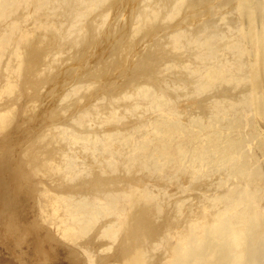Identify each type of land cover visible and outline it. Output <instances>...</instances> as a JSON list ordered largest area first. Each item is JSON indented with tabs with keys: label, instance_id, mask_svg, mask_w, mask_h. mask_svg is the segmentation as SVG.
Returning a JSON list of instances; mask_svg holds the SVG:
<instances>
[{
	"label": "bare ground",
	"instance_id": "6f19581e",
	"mask_svg": "<svg viewBox=\"0 0 264 264\" xmlns=\"http://www.w3.org/2000/svg\"><path fill=\"white\" fill-rule=\"evenodd\" d=\"M103 1L44 0L25 12L58 15L72 27L67 44L75 50L64 66L44 63L67 38L58 20L28 49H8V27L22 26L17 9L0 4V19L11 16L0 29V61L8 56L0 65V133L8 130L0 136L18 128L9 130L20 105L41 108V85L57 81L71 99L88 91L68 116L38 110V126L29 119L2 148L0 264H264V0H160L164 8L138 10L131 30L123 26L113 40L99 18L124 0H106L94 22L86 19ZM162 29L175 30L169 49L165 40L145 44ZM111 45L118 66L101 58ZM168 62L171 80L158 70ZM76 64L95 68L72 88ZM176 97L203 115L179 118ZM119 106L136 117L121 122ZM145 112L156 117L141 121Z\"/></svg>",
	"mask_w": 264,
	"mask_h": 264
},
{
	"label": "rangeland",
	"instance_id": "374dc122",
	"mask_svg": "<svg viewBox=\"0 0 264 264\" xmlns=\"http://www.w3.org/2000/svg\"><path fill=\"white\" fill-rule=\"evenodd\" d=\"M128 1H130V2H128ZM140 1L139 0L138 1L137 0H126V1L124 0V2L121 4V6L119 5L117 7L116 11H114V12L112 11L111 12V11L108 10L107 13L104 16L101 17V19L99 18V21L101 22L99 30L100 31H109L110 35H111L110 39L113 40V38H115L119 34V32L121 31L123 26H126L127 28H129L131 30V28L133 27L132 26L133 22H135L137 20V11L138 10H141V9H144V8L148 9V7L152 9L153 5H154V7H156L157 5H159V6L163 5L162 2H160V0H158V2H156V3H155V0H148V1L147 0L146 1L145 0H140ZM3 2H4V6L6 5L5 3H7V5L11 6V9H12V7H15L17 9V16L18 17H17L16 24L22 26V27H15L14 29H12V28L10 29L8 27V29L12 31L11 34H9V35H7L5 37L6 40H5L4 43H8V42L10 43V46L8 47V49H12L14 46H19L21 51L23 49H28L29 48L28 44L33 42V40L35 39V36L40 34V33H44L43 32V27L49 28L51 19H56L59 22L58 23V27H57L58 31H62V33H67V34L64 35V36H67V38L61 39V43L63 44V46H62V48L59 49L60 50L59 52H57L55 55H53L54 51H52V52H49L45 56L44 63L48 62L51 58L54 61V64H56L57 66H64L65 64L69 65L72 62L70 59H68V57H69L70 54L73 53V51L75 50V47L67 44V42L71 38H73L75 36V34H76L75 32H73L72 27L67 26L66 21L63 20V18L61 20V18L58 15H53V16H50V17L49 16H44L42 14L41 10H35L34 11V9H33L32 13H30V15H28V16L25 15V12L28 9L34 8L36 5L38 6V3L39 2L42 3V2H44V0H30L28 5H26L25 0H17L16 1L17 3L16 2L15 3H11L9 0H0V4L3 3ZM147 2H149V3L147 4ZM153 2H154V4H153ZM137 3H138V5H137ZM140 3L142 5H140ZM149 5L150 6L152 5V6L150 7ZM165 5H166V3H165ZM4 6H3V8H4ZM103 6H106V0L103 1L101 3V5L99 7H97L94 11L90 12L86 16V19L88 20L89 18H91L92 16L95 15V17H94V19L92 21V22H94L95 19H97V16H96V14L98 13L97 10L100 9L101 7H103ZM160 8L161 9L164 8V5L162 7H160ZM62 10L63 9H61V11ZM55 11H56V9L52 10V12H55ZM126 15H127V17H126ZM134 16H135V18H134ZM182 18H186V17L183 16ZM38 20H42V21L37 23ZM186 20H187V18H186ZM10 21H11V16H7L6 20L0 19V29L4 28L6 24H9ZM181 21H182V19H181ZM220 21H221V23L219 22V20L217 21L218 25L223 27V21L222 20H220ZM18 22H20V23H18ZM119 23H122V24L119 26ZM157 23H159V21ZM183 26H185V28H186V25H183ZM10 27H12V26H10ZM188 28H192V27L190 26ZM174 31L175 30H172L171 32L173 33ZM171 32L169 30H167V29H162V31H160V32L158 31V36H152V37L150 36L149 37L150 39H148L145 44H147L148 42H149V44L153 43V46H152V48H153L155 45L159 46L158 44L165 40V42H163V45H164V47L166 49H169V45L166 44V41H167V39L170 38L169 34ZM23 33H28V37L29 38L28 39L20 38V35L23 34ZM91 33H92L93 38H96L95 35L93 34V30L92 29H91ZM167 33H169V34H167ZM143 38L145 40V36ZM143 38H142L141 41H144ZM154 39H157V40L159 39V40L158 41L157 40L154 41ZM156 43H158V44H156ZM145 44H143V46H146ZM149 44H147V45H149ZM24 45L26 47H24ZM110 50L112 51L111 54H110ZM102 53L103 54H102L101 58L103 60L105 59V61L107 62L108 60L112 59L115 65H117V66L119 65L118 62H117L118 61L117 60V49H114L112 47V45L111 46H107L105 51L102 52ZM159 56H160V53H159ZM6 57L8 58V56L5 55L1 59L0 65H3V61L6 60ZM12 59H13V57H12ZM63 60H65V61H63ZM90 63H93V62H90ZM169 64H170V62L162 64L160 66L161 68H158V70H162L163 73H167L168 72L169 80H171L174 77V75L171 73V72L174 71V69H172L169 66ZM113 67H116V66H113ZM73 68H76L77 72H75V70L72 71L74 73V75H76V77L74 76V78L76 80L73 79L72 84H71L72 88L78 87L79 84L82 82V78H85L87 75H90L91 73H93L95 67H93L92 70H90V71H82L79 68V66L76 64V65L72 66V69ZM104 71L105 70H104L103 67H101L100 70H99L100 73L104 72ZM29 73L30 72H27V74H29ZM51 73H54V71H52ZM68 74H65V75L69 76ZM66 76L64 77L65 79H66ZM77 76H79V77H77ZM77 78L78 79L80 78L81 81L79 80V82H78ZM55 84H57V81H55V82L50 81L47 84L41 85L42 87L39 89V91H38V93L36 95V98H35V100H37V104H41L42 103V105H40V107H41L40 109H38L36 107L37 109L35 108L32 111H26L24 109L25 108L24 107L25 104H23L24 100L21 101V103L23 105H20L19 107H20V110L22 112L18 111V110L15 112V115H16V117H18V120L10 123L9 130L12 127L16 126V125H18V128L15 129V131L12 134H9V135L6 134L7 135L6 136L7 137L6 140H5V138L3 136H0V159H1L0 160V167H3L6 164V160H5L6 158L5 157L7 155L6 153L2 152V148L4 146L11 145V143H12L11 139H12L13 134H15L16 132L21 130L26 125V122H28L29 119H31V123L34 122L33 125L38 126V125H36L38 123H35L36 120L34 121L35 118L33 117V116H37L40 113L38 110H41V113H42L41 116H44V117L45 116H54L55 113H58L61 116L62 115L63 116H68V115L71 114V112H70L71 110H73V112H72V114H73L77 109H79V108H77L78 104H80V105H81V103L83 104V102H81L83 100H81L79 102H75V101L76 100H80L84 95H86L88 93V91H84V90L82 91L81 90V92L78 95H76V96L74 95L72 97V99H71V96L69 94L64 98V94H65L64 90L63 89L59 90V85L56 86ZM96 84H97V82H96ZM167 89H171V87L168 86ZM58 90L60 92H58ZM60 93H63V94H60ZM129 101H132V97L130 98ZM91 103L93 105H96V104H102V103H104V101L102 99H95V101L93 100V102L91 101ZM175 106H176V111H180V112H177V114L182 112L181 114H178L179 118H182V119H186V118L191 117V116H197L198 114H199V116L203 115V114H200L202 112L201 111L202 108L198 107V105L196 103H193V102L191 103V102L184 101L183 97H180V98L176 97L175 98ZM61 107H64V108H61ZM122 108H121V106L118 107L119 111H121V112L123 111L122 112L123 116H121V117H123L124 119L120 117V119H122L121 122L129 123L130 119L132 118L131 116L136 117L135 115L130 114L129 110L127 108L124 107L123 110H122ZM187 109H188V111H187ZM24 110H25V112H24ZM138 110H140V109H138ZM125 111H126V113H124ZM183 111H185V113ZM127 112H128V114H127ZM147 113L148 112H145V116H141L140 117L141 121L142 120L145 121V120H147L148 117H151V116H152L151 118L156 117L155 116L156 113H150V114H147ZM27 114H28V116H27ZM230 116H232L231 118H233L234 114L231 112ZM16 117H15V119H16ZM222 118H224V117L223 116H218V117H216L215 120L224 121ZM177 120H179V119H177ZM111 121L112 120H110V122ZM69 122L72 123V121H70V120H69ZM199 122H200V120H199ZM31 123H30V125H31ZM102 123H103L104 127H107L105 121H103ZM216 123H218V122H216ZM94 126H96V125H94ZM7 130H8V127L6 129H3L2 132L0 133V135H2L5 132H7ZM4 140H5V142H4ZM19 146H18L19 148H22L21 143L19 144ZM263 158L264 157H261L259 159V161L262 162ZM116 174H119V172H117ZM104 176L106 177V176H108V174L104 173ZM217 181H219V179ZM156 186L158 188L162 187L160 185L159 186L158 185H155V186L152 185L151 188H154ZM215 188L219 189V187H217V186ZM170 189H172V188L170 187ZM2 190L3 191L7 190V186H4ZM153 190H155V188ZM220 190H222V189H220ZM172 192L175 193L174 190H172ZM177 195L178 194H174L173 197H177ZM260 208H261L262 211H264V202H262L260 204ZM262 226L264 227V223L262 224ZM54 259L61 263V260L58 258V256L54 257Z\"/></svg>",
	"mask_w": 264,
	"mask_h": 264
}]
</instances>
